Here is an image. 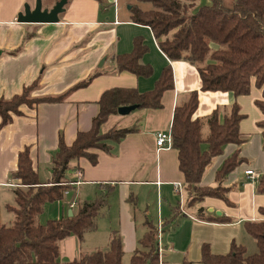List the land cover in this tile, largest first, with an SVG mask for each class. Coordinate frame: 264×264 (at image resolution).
Returning a JSON list of instances; mask_svg holds the SVG:
<instances>
[{
	"label": "crops",
	"instance_id": "obj_1",
	"mask_svg": "<svg viewBox=\"0 0 264 264\" xmlns=\"http://www.w3.org/2000/svg\"><path fill=\"white\" fill-rule=\"evenodd\" d=\"M57 1L50 0L43 7L51 8ZM26 3L34 7L36 2L0 0V98L21 93L24 86L39 75L40 87L32 93L37 97L63 94L79 81L93 74L96 76L86 86L70 91L61 101H43L33 107L22 105L23 114L14 115L11 122L0 127V223L2 218L9 222L14 220V213L7 205L15 202L14 187L19 180L14 173L21 151L29 148L40 181H49L59 136L62 134L66 143L72 144L79 131L89 130L105 90L130 87L141 92L150 91L163 69L171 64L174 87L163 93V106L136 108L127 115L111 114L102 124L104 132L112 127L134 128V131L120 142L110 143V151L97 150L96 164L81 158V172H72L69 191L59 201L62 202L60 217L68 216L70 210L75 214L80 201L95 198L101 189L107 187L106 184L114 189L95 230L87 232L83 239L71 235L60 242V252L70 258L64 262L79 258L83 252L106 249L112 231L117 230L123 244V264L125 261L130 264L140 238L147 231V220L155 225L162 224L159 238L162 264H184V260L201 264L204 243L218 254L229 252L233 241L249 250L243 242L247 237L243 223L264 218L259 211L264 206V193L257 190L258 180H252L245 173L252 168L264 174L263 138L258 126L264 114L255 104L256 99L262 97V89L253 84L250 94L240 96L230 91L202 90L196 65L186 58L169 59L159 47L151 28L132 21L131 0H106L104 5L97 0H69L60 20L54 23L19 22L18 14ZM27 34L31 35L26 39ZM137 37L142 38L148 47L141 62L153 67V74L149 77L120 71L115 62L116 55L133 50ZM217 46L213 44V47ZM17 49L18 52L10 53ZM196 90L199 91V104L195 117L201 120L204 140L210 134L208 117L215 109H219L223 120L233 103L238 102L245 114L240 122L244 140L240 150L245 161L225 181L230 186V202L206 197L189 205L186 191V197L182 198V183L185 188V182L179 169L177 150L172 146L161 149L157 146V133L170 131L176 106ZM202 148L207 149L208 144L204 142ZM235 148V144H228L223 154L213 158L205 169L203 184H215L217 169ZM117 192L119 200L113 202ZM140 195L150 199L155 197V215L144 214L143 218L142 213L137 212L135 206ZM200 207L204 212L199 217ZM216 211H221V215ZM154 216L156 219L153 220ZM215 216L228 217L231 221L220 222L214 219ZM100 236L101 244L98 241Z\"/></svg>",
	"mask_w": 264,
	"mask_h": 264
},
{
	"label": "trees",
	"instance_id": "obj_2",
	"mask_svg": "<svg viewBox=\"0 0 264 264\" xmlns=\"http://www.w3.org/2000/svg\"><path fill=\"white\" fill-rule=\"evenodd\" d=\"M104 5L106 0H97ZM132 21L151 28L161 50L171 60L186 58L197 66L204 91H230L235 96L248 95L252 85L262 89V97L255 104L264 114V0H233L227 6L223 0H131ZM209 1V2H208ZM148 2L151 8L140 3ZM31 34H27L29 38ZM213 44L218 45L213 47ZM20 49V48H19ZM12 51L16 53L19 51ZM148 47L142 38L134 39L133 50L115 56L120 71L137 76L153 74L150 64L141 62ZM96 74L83 79L68 91L57 96H33L40 87L41 75L24 86L21 93L11 98H0V127L12 121L14 115L23 114L22 105L30 107L43 101H61L70 91L86 86ZM174 87L173 70L167 65L155 87L146 92L137 88L114 87L105 90L99 99V110L89 130L79 131L72 144L59 136L57 151L52 159V178L41 182L34 169L29 148L18 154V168L14 173L19 182L14 187L15 202L8 204L14 213L12 225L0 223V264H56L60 254V242L68 236L84 235L97 228V220L109 205V195L114 186L106 184L99 194L90 200L80 201L76 213L41 223L38 220L48 202L64 198L72 182V172L79 170L83 157L91 163L98 162L97 150L110 151V143L120 142L134 128L112 127L102 130V124L111 114H118L121 106L137 104L138 108H160L166 90ZM199 104V91H193L187 100L176 106L171 124L172 147L177 150L179 169L183 173L188 204L216 197L227 202L230 186L225 184L228 175L243 161L240 146L244 142L240 122L245 117L238 102L220 119L219 109L208 117L210 134L201 136V120L195 117ZM264 148V119L258 121ZM208 144L207 149L202 144ZM228 144H235L216 171L215 185L203 184L207 166L213 158L224 153ZM68 176V178H67ZM258 192L264 193V174L257 182ZM178 209H181L178 207ZM264 216V206L259 209ZM204 208L198 210L202 216ZM175 215L171 218H175ZM169 219L168 221H170ZM220 222L231 218L215 216ZM147 231L139 240L130 264H162L159 250L158 225L147 220ZM246 231L255 239L258 251L248 254L243 244L233 241L229 252L214 253L208 243L201 249V264H264V218L247 220ZM123 244L117 230H113L106 249L83 252L79 258L63 264H123ZM184 264H193L184 260Z\"/></svg>",
	"mask_w": 264,
	"mask_h": 264
},
{
	"label": "rangeland",
	"instance_id": "obj_3",
	"mask_svg": "<svg viewBox=\"0 0 264 264\" xmlns=\"http://www.w3.org/2000/svg\"><path fill=\"white\" fill-rule=\"evenodd\" d=\"M32 1H34V0H32ZM223 1H224V3L227 6H230L233 3V0H223ZM35 2H36V0H35ZM49 2H50V0H42V4L43 5L44 4H48ZM140 5H141V7L146 8V9L152 7L151 4L148 3V2H142V3H140ZM205 147H206V144H205ZM182 184H183V186H182L183 189L181 190V193H182V198H184V197H186V194H185L186 190L184 188V183H182ZM212 185H215V184H212ZM115 194L116 195H115V197L113 199V202L119 200V196H120L119 192H117ZM61 203L62 202H59V201L48 202L44 206L43 212L38 217L39 222L45 223L47 220L59 218L61 216V213H62V207H61L62 205H61ZM146 203H148V204H146ZM156 208H157V202L155 200V197L150 199L149 196L147 197V196H144V195H140V198H138V203L135 206V209L137 210V212L138 213H142V217L143 218L145 216H147V215H149V217H150V215H152V216L155 215ZM150 213H152V214H150ZM144 214H145V216H144ZM67 215H69V212H67ZM154 219H156V216H154L153 220ZM13 221L9 222L8 220H6V218H2V220H1L2 224H5V225H12ZM245 234H246L247 237H244L243 242L246 243V246L249 249V250H247V253L248 254H253V253L257 252L258 251V247L256 245L255 240L253 239V237L247 231H245ZM94 236H96V235H94ZM98 241H100V244L102 243L101 236L98 238ZM83 247L85 248L84 245H83ZM67 259H70V258H67L65 255H63L62 252H60L56 264H63L64 261L67 260ZM128 263H129V261H128ZM34 264H40V263H34ZM125 264H126V261H125Z\"/></svg>",
	"mask_w": 264,
	"mask_h": 264
},
{
	"label": "water",
	"instance_id": "obj_4",
	"mask_svg": "<svg viewBox=\"0 0 264 264\" xmlns=\"http://www.w3.org/2000/svg\"><path fill=\"white\" fill-rule=\"evenodd\" d=\"M69 0H58L51 8H44L42 0H36L35 6L32 7L28 3L25 4L24 10L19 12L18 21L25 23H54L60 20V14L66 10V5ZM138 108L137 104L129 106H121L118 113L121 115L130 114L133 110ZM68 178V176H67ZM217 215H221V211H216ZM72 210L69 211L68 216H72Z\"/></svg>",
	"mask_w": 264,
	"mask_h": 264
},
{
	"label": "built area",
	"instance_id": "obj_5",
	"mask_svg": "<svg viewBox=\"0 0 264 264\" xmlns=\"http://www.w3.org/2000/svg\"><path fill=\"white\" fill-rule=\"evenodd\" d=\"M156 141H157V146L159 149L161 148H165V147H169L172 145V134L171 131H160L157 133V137H156ZM246 175L251 178L252 180H259L261 174L257 171H255L254 169L250 168L246 170ZM78 174H80V172H78ZM78 183V181H77ZM180 186V185H177ZM76 205V204H73ZM161 232H162V224L158 225V236L160 238L161 236ZM159 250L161 253V244L159 241Z\"/></svg>",
	"mask_w": 264,
	"mask_h": 264
}]
</instances>
